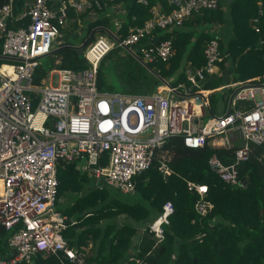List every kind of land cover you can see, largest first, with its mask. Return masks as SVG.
I'll return each mask as SVG.
<instances>
[{
  "label": "built area",
  "instance_id": "2783aa9c",
  "mask_svg": "<svg viewBox=\"0 0 264 264\" xmlns=\"http://www.w3.org/2000/svg\"><path fill=\"white\" fill-rule=\"evenodd\" d=\"M46 1L32 0L17 15L12 14L10 1L0 4V57L8 60L0 64V229L10 232L7 243L12 250L10 256L0 257V264L30 263L37 253L54 255L56 264H84V253L70 247L62 235L75 221L56 208V172L62 163L83 159L85 170L95 179L132 193L133 177L149 167L167 138L178 135L186 148L207 144L229 150L231 161L223 163L212 153L208 167L222 182L241 185L238 166L252 152L249 143L264 144V74L228 84L234 90L226 109L203 123L201 117L210 113L211 90L203 89L202 83L216 73L221 61L216 37L203 48L201 66L185 67V82L170 85L162 79L149 94L97 89V64L112 50V43L100 36L84 52L87 68L51 70L49 75H57L56 86H42L43 78L33 83L37 60L50 53L51 41L65 22L66 7L91 10L113 0H67L56 9ZM167 2L168 12L152 6L151 17L124 36L115 26L116 47L142 63L166 61L170 42L154 43V31L181 26L191 13L217 7V0ZM24 18L26 24L7 26ZM157 168L163 176L170 173L163 161ZM184 183L197 195L193 210L200 220L213 207L206 186L191 180ZM172 212L166 201L148 224L156 240L162 238L161 226L168 225Z\"/></svg>",
  "mask_w": 264,
  "mask_h": 264
},
{
  "label": "trees",
  "instance_id": "16d2710c",
  "mask_svg": "<svg viewBox=\"0 0 264 264\" xmlns=\"http://www.w3.org/2000/svg\"><path fill=\"white\" fill-rule=\"evenodd\" d=\"M9 0H0V4ZM12 1L13 12L24 6L23 0ZM168 0H113L93 6L96 16L87 24L82 48L93 41V27L112 24L119 19L118 33L124 36L128 28L140 26L151 17L150 7L158 4L159 10L168 12ZM47 5L55 0H47ZM123 9L114 14V6ZM66 7V15H71ZM110 13L113 15H110ZM86 15V12L79 14ZM226 17L230 20L227 34L199 29L201 24L223 25ZM27 19L8 23L15 28ZM194 27L199 29L194 37ZM257 28V32L254 28ZM60 29V28H59ZM163 30V29H162ZM161 32L152 38L154 43L169 40L171 56L166 61L154 59L142 63L134 59H119L109 63L110 51L96 67V87L99 91L119 88L121 93L149 94L161 84L169 81L185 82V66L193 69L203 64L202 51L207 42L216 37L221 61L217 66L223 73L230 72L231 83L243 81L264 74V0H217L215 9H201L191 13L188 20L169 32ZM260 40V43L258 42ZM1 48V39H0ZM57 69L83 70L87 62L76 54V50L60 45ZM8 60L0 57V64ZM185 65V66H184ZM55 69V68H54ZM46 74L40 66L34 70L33 83ZM167 78V79H166ZM222 78L206 77L202 88L213 90ZM209 111L212 107L208 101ZM221 110V109H220ZM215 153L220 161L228 163L229 150L211 148H186L181 137L171 136L155 151L149 167L133 177L132 194L122 196L107 194L104 184L93 185L92 189L75 199L68 212L62 214L75 221L62 235L70 247L84 253V264H264V144L252 150L249 158L238 166L241 185L222 182L209 169L207 158ZM259 158V160H258ZM163 161L170 173L163 176L157 166ZM57 200L64 190H78L84 176H78L74 162L62 163L57 167ZM185 180L206 186V198L213 204L212 209L198 220L193 210L197 195L186 190ZM169 201L173 212L168 216V225L162 224V238L156 240L148 231V224L160 214L161 206ZM59 210V209H57ZM10 232L0 229V257L10 256L7 239ZM195 258V263H193ZM52 254L37 253L30 263L56 264Z\"/></svg>",
  "mask_w": 264,
  "mask_h": 264
},
{
  "label": "rangeland",
  "instance_id": "374dc122",
  "mask_svg": "<svg viewBox=\"0 0 264 264\" xmlns=\"http://www.w3.org/2000/svg\"><path fill=\"white\" fill-rule=\"evenodd\" d=\"M29 3H31V0H28ZM82 13L81 11H72L70 17L65 18V23L63 26L60 27L58 30V34H56L52 41H51V49L50 53L38 58L37 64L40 65L45 71L46 74L43 77V83L42 86H46L48 83L51 86L57 85V75L52 73L49 75L51 70L57 67V61L59 58V53L55 52L56 49H58L59 44L67 45V46H79L81 44V39L85 35L86 32V26L88 23H90L92 20L91 16L83 15L80 16L79 14ZM110 15H113V13ZM114 21V20H113ZM115 25L116 24H110L106 23L101 27H93V38L101 37L106 42L112 43V50L110 51L109 55V63H116L119 61V59H135L126 49L116 47V37L117 34L115 33ZM202 31H209L212 33L213 26L207 25V24H201ZM216 33V32H214ZM59 39L60 41H55V39ZM66 38V39H65ZM87 49V45L81 48V53L77 54L80 58L83 57L85 50ZM118 60V61H117ZM114 63V64H115ZM185 74V72H184ZM175 75L173 74L171 76V79L167 81L170 85L175 84L174 82ZM167 79V78H166ZM232 77L230 76L228 81H224L221 79L216 84L220 85V87H217L213 89L208 94V99L212 107V112L207 113V115L203 116L201 118V122L203 123L207 118L210 116L221 114L227 107L229 96L231 95L234 88L227 86L231 83ZM161 82V81H160ZM237 82V81H236ZM235 83V82H232ZM110 93L112 92H118L121 93L119 88L113 89L112 91L109 90ZM221 106V110H218L217 107ZM249 146L254 150L258 149L260 146H256L252 143H249ZM229 161H231V155H228ZM78 166V168L76 167ZM75 167L78 171V176H84V180L81 182L80 186L78 187V190H64L58 200V203H56V208L59 209L58 211L62 212V210H66L65 212L68 213L70 217H74L75 212H68V209L70 207V204L75 201L76 198L84 195L87 191L92 189L93 183L90 182V174L87 170H85V161L82 159L78 162H75ZM104 191L107 192V194L114 195L115 193L119 194V190L116 189L114 186L106 185L104 184ZM121 194V192H120ZM132 194V193H129ZM122 196H126V194H121ZM60 212V213H61Z\"/></svg>",
  "mask_w": 264,
  "mask_h": 264
},
{
  "label": "crops",
  "instance_id": "0c3cea01",
  "mask_svg": "<svg viewBox=\"0 0 264 264\" xmlns=\"http://www.w3.org/2000/svg\"><path fill=\"white\" fill-rule=\"evenodd\" d=\"M10 2H11V9H12V11H13V7H12V1L11 0H9ZM16 1L17 0H15V4H16ZM24 1V6L23 7H21V8H18L17 10L18 11H16L15 13L13 12V14L14 15H17V14H20V13H22L23 11H25L26 9H27V7L31 4V3H29V1L28 0H23ZM61 1H67V0H55V2H57L59 5H58V7L60 6V2ZM68 1H74V0H68ZM31 2H32V0H31ZM141 3V2H140ZM51 5H49V7L51 8V9H56L57 7H54V3H50ZM143 4H145V3H143ZM152 6H154V7H157L158 9H159V6H158V4H154V5H152ZM151 6V7H152ZM150 7V8H151ZM114 8L116 9L114 12V14H120V13H122L123 12V9L120 7V6H118V5H115L114 6ZM71 10L72 11H74L75 9H73V8H71ZM150 10V9H149ZM76 11V10H75ZM77 12V11H76ZM80 12V11H79ZM81 12H86V15L87 16H91L92 17V20L93 19H95V16H96V13H95V11H93L92 9L91 10H88V9H85V10H82ZM67 17H70V15L68 16V15H66V17L65 18H67ZM189 18V17H188ZM188 18H186L187 20H188ZM185 19V20H186ZM114 20V21H113ZM184 20V21H185ZM112 21V23L113 24H116L115 26H117L118 28H120V23H119V19H116V17H115V19H112L111 20ZM65 23V22H64ZM230 23V20L226 17V20L224 21V24L223 25H214L213 26V29H212V32H216L218 35H220V34H227L228 33V29L229 28H227V25ZM64 25V24H63ZM62 25V26H63ZM61 27V26H60ZM129 29H131V28H128V30ZM199 29H203L202 28V26L200 25L199 26ZM199 29L197 28V27H194V37H195V34H196V32H198L199 31ZM162 31H164V30H162ZM169 31H172L171 29L170 30H166V32H169ZM127 33V32H126ZM158 33V35H160L161 34V32H155V35ZM58 34V33H57ZM154 38H157V36H155ZM66 39V38H65ZM55 41H60L59 39H55ZM61 45V43L59 44V46ZM68 47H76V46H68ZM59 48V47H58ZM72 49H74L75 50V48H72ZM185 66V65H184ZM188 65H186L185 67H187ZM55 69H57V68H55ZM215 74H213L212 76H210V78H217V77H221L224 81H228V79H229V77H230V72H229V70L227 69V72H225V73H223V71L222 70H220L219 68H218V66H217V68H216V70H215ZM261 76V75H260ZM258 77V76H257ZM212 91V90H211ZM208 101H209V99H208ZM217 109L218 110H220V109H222L221 108V106H218L217 107ZM205 115H207V112H206V114H204L203 116H205ZM202 116V117H203ZM201 117V118H202ZM253 150V149H252ZM254 151V150H253ZM251 154H252V152H251ZM259 160V159H258Z\"/></svg>",
  "mask_w": 264,
  "mask_h": 264
},
{
  "label": "water",
  "instance_id": "95a60500",
  "mask_svg": "<svg viewBox=\"0 0 264 264\" xmlns=\"http://www.w3.org/2000/svg\"><path fill=\"white\" fill-rule=\"evenodd\" d=\"M225 1H226V3H228L230 0H225ZM83 44H84V42H82L79 46L72 47V48H75L76 54L81 53V48H82ZM90 182L93 183L94 185L98 186V187H101L104 184L102 178L95 179L94 176H90ZM193 263H195V258H193Z\"/></svg>",
  "mask_w": 264,
  "mask_h": 264
}]
</instances>
